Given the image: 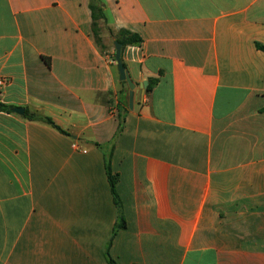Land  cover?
I'll return each mask as SVG.
<instances>
[{"label":"crops","instance_id":"0c3cea01","mask_svg":"<svg viewBox=\"0 0 264 264\" xmlns=\"http://www.w3.org/2000/svg\"><path fill=\"white\" fill-rule=\"evenodd\" d=\"M93 1L0 0V264H264V0Z\"/></svg>","mask_w":264,"mask_h":264},{"label":"trees","instance_id":"16d2710c","mask_svg":"<svg viewBox=\"0 0 264 264\" xmlns=\"http://www.w3.org/2000/svg\"><path fill=\"white\" fill-rule=\"evenodd\" d=\"M90 9H91V14H92V19H93V23H92L93 37H94V40H95L97 46L101 50H103L105 48V46L103 44L102 31L105 28L106 23H107V16H106V13L104 10V6L100 2V0H94L90 5ZM117 42L120 43L122 45V49H124L127 46H138V45H140L143 42V39L141 38V36L139 34L123 29L119 32ZM258 46L260 49L264 50V46H262V45H258ZM152 83H154V81L150 80V84L147 88V91L151 90ZM5 109H6V111L11 112L10 106H6ZM24 116L29 120L40 121V122L46 123V124L54 127L55 129L61 131L62 133H66L60 126H58L54 122V120L52 118H50L48 116H43V115H40L37 113H33L29 109L25 110ZM106 168H107V175H108L109 183L111 186V190H112V193L114 195L115 203L118 207H120L121 202H120V198H119L118 193H117V183H118L119 176L112 171L111 154H109L107 156ZM125 226H126L125 220L122 219V224L115 227L114 232H113V236H115V234L119 228H124ZM107 261H108V264H116V262L110 256L108 250H107Z\"/></svg>","mask_w":264,"mask_h":264},{"label":"water","instance_id":"95a60500","mask_svg":"<svg viewBox=\"0 0 264 264\" xmlns=\"http://www.w3.org/2000/svg\"><path fill=\"white\" fill-rule=\"evenodd\" d=\"M115 62L117 65V70L119 74V79L125 83V86L130 90L129 93V101H130V106L133 107L134 102L136 100V85L133 82L131 75L129 71L125 68V65L122 60V45L118 43L117 41L115 42ZM148 85V82H145V86ZM11 110L15 113L18 114H24L25 109L23 107H12Z\"/></svg>","mask_w":264,"mask_h":264},{"label":"built area","instance_id":"2783aa9c","mask_svg":"<svg viewBox=\"0 0 264 264\" xmlns=\"http://www.w3.org/2000/svg\"><path fill=\"white\" fill-rule=\"evenodd\" d=\"M4 85V80L0 78V88Z\"/></svg>","mask_w":264,"mask_h":264}]
</instances>
